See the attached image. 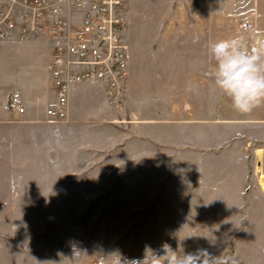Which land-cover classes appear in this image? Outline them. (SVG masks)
I'll list each match as a JSON object with an SVG mask.
<instances>
[{
	"label": "rangeland",
	"instance_id": "rangeland-1",
	"mask_svg": "<svg viewBox=\"0 0 264 264\" xmlns=\"http://www.w3.org/2000/svg\"><path fill=\"white\" fill-rule=\"evenodd\" d=\"M127 30L120 109L93 85L67 121L0 128V264H131L165 242L209 264H264V106L233 110L207 50L264 37V0H129ZM50 48L0 41V118H17L10 99L18 118H44Z\"/></svg>",
	"mask_w": 264,
	"mask_h": 264
},
{
	"label": "built area",
	"instance_id": "built-area-1",
	"mask_svg": "<svg viewBox=\"0 0 264 264\" xmlns=\"http://www.w3.org/2000/svg\"><path fill=\"white\" fill-rule=\"evenodd\" d=\"M129 0H0V41L46 36L51 43L47 70L55 102L50 121H67L73 89L98 85L105 103L120 109L128 89L131 44ZM5 109L24 113L10 99Z\"/></svg>",
	"mask_w": 264,
	"mask_h": 264
},
{
	"label": "clouds",
	"instance_id": "clouds-1",
	"mask_svg": "<svg viewBox=\"0 0 264 264\" xmlns=\"http://www.w3.org/2000/svg\"><path fill=\"white\" fill-rule=\"evenodd\" d=\"M207 50L215 63L214 89L230 100L233 110L246 114L264 106V37L250 43L236 34L209 42ZM147 253L131 264H209L201 252L182 253L166 242Z\"/></svg>",
	"mask_w": 264,
	"mask_h": 264
},
{
	"label": "crops",
	"instance_id": "crops-1",
	"mask_svg": "<svg viewBox=\"0 0 264 264\" xmlns=\"http://www.w3.org/2000/svg\"><path fill=\"white\" fill-rule=\"evenodd\" d=\"M131 53H132V56H131V61H130V65H129L128 84H129L130 79H131V68H132V63H133V50H132V45H131ZM50 81H51V79H50ZM51 83H52V81H51ZM93 85H95V84H91V85H88V86H82V85H80V86H77V87H75L73 89V93H72V96H71V103H70V117L75 115L74 114V106L76 104H78L77 103V100L75 99V94L77 93V91H79V90H85V89H91V87ZM54 96H55V89H54ZM100 96H101V99H102L103 103L106 104L105 103L104 96H103V92H102V89L101 88H100ZM4 105H3V108L5 109ZM5 110H7V109H5ZM12 112L15 114L14 116H16L17 118H15V117H9V116L8 117L6 116V117H1L0 118V128L2 129V131H7V130H10V129H14V128L15 129H18V130H20L22 128H26V127H28V128H35V127H38V126L40 127L41 126V125H39L40 123L51 122L49 120V118L47 117V115H46V110H45V113H44V118L43 119H40V120H35L33 118L32 119H30V118L29 119L18 118V117H22V115L24 113H18L16 111H12ZM155 122L156 121L153 120V119L152 120H147V126L149 128V129L148 128L147 129H148L149 132L150 131L151 132L153 131V126H155ZM213 123H214L213 120H211V122L209 123V126H210L209 143L212 142V138L213 137H214V140H216V138H217L216 122L214 123V128H213ZM162 126L165 127L166 126V123H162ZM212 132H213V134H212ZM148 136L150 137L151 135L148 134ZM157 137L158 136H155V137L154 136H151L150 138H152L153 140H159ZM169 141H173L172 140V136H170ZM164 143H167V142H164ZM2 145H4V142L2 143ZM243 152H244V155L247 154V151L245 149H243ZM198 153L201 154L202 152L199 151ZM205 153H207V152H205ZM245 158H246V155H245L244 159Z\"/></svg>",
	"mask_w": 264,
	"mask_h": 264
},
{
	"label": "bare ground",
	"instance_id": "bare-ground-1",
	"mask_svg": "<svg viewBox=\"0 0 264 264\" xmlns=\"http://www.w3.org/2000/svg\"><path fill=\"white\" fill-rule=\"evenodd\" d=\"M260 181H261V183H262V185L264 187V173L260 174Z\"/></svg>",
	"mask_w": 264,
	"mask_h": 264
}]
</instances>
